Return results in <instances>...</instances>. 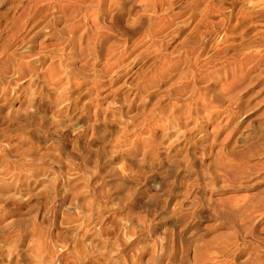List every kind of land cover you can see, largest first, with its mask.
Returning <instances> with one entry per match:
<instances>
[{"label": "rangeland", "instance_id": "rangeland-1", "mask_svg": "<svg viewBox=\"0 0 264 264\" xmlns=\"http://www.w3.org/2000/svg\"><path fill=\"white\" fill-rule=\"evenodd\" d=\"M0 264H264V0H0Z\"/></svg>", "mask_w": 264, "mask_h": 264}]
</instances>
